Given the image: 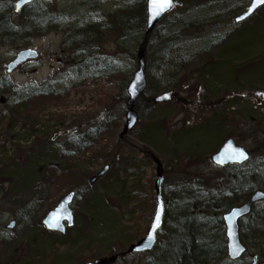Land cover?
Instances as JSON below:
<instances>
[{
	"label": "rangeland",
	"instance_id": "rangeland-1",
	"mask_svg": "<svg viewBox=\"0 0 264 264\" xmlns=\"http://www.w3.org/2000/svg\"><path fill=\"white\" fill-rule=\"evenodd\" d=\"M134 1H44L41 15L52 19L57 15L59 24L50 25L42 37L31 40L24 36L13 45L0 47V78L9 79L16 87L57 80L54 95L20 102L14 108H9L15 102L13 96H0V114L17 123L16 129H10L7 121L0 122V264H88L126 253L150 227L156 205V162L163 177L166 213L157 248L141 256L123 255L115 264H163L164 247L179 219L198 213L222 216L229 201L238 197L237 207L246 199V192L228 193L236 178L250 177L264 190L257 174L263 167L260 147L264 144V7L236 25L227 15L228 0H206L195 6H188L189 0H176L173 11L149 39L154 52L163 45L162 55L172 69L161 70L155 57H146V95L152 98L177 86L183 102L165 107L142 105L136 129L122 142L118 136L125 122L128 95L121 84L123 78L131 81L138 66L131 51L139 39L136 24L131 27V38L103 31L97 42V53L116 67L109 70L111 77L87 72L78 80L70 70L77 58L68 43V29L109 20ZM18 17L14 13L15 21ZM27 48L36 50L39 60L8 75L6 66ZM16 108L31 114L33 130L24 128L17 115L13 117ZM23 128L27 132L20 131ZM92 129L101 132H96L97 139H90L92 146L81 152L66 144L67 155L50 142L60 143ZM229 139L252 155L245 166L212 164L211 156ZM28 147L33 149L28 151ZM19 148L27 151L22 152V160ZM51 164L66 174L63 191L54 193L55 204H51L55 199L51 196L29 208L41 188L38 176L29 172ZM105 165L110 166L105 177L95 185L88 184ZM84 175L87 179L80 184ZM183 189H194L199 197L193 196L191 204L179 210L189 198L185 193V199L177 200ZM73 190H79L72 204L74 226L64 236L50 234L42 226L45 213ZM255 209H264V203ZM11 221H16V227L7 230ZM244 224L240 226L241 240L249 249L245 264L253 256L264 264V242L250 235L249 225ZM222 225L224 229L223 221Z\"/></svg>",
	"mask_w": 264,
	"mask_h": 264
},
{
	"label": "trees",
	"instance_id": "trees-1",
	"mask_svg": "<svg viewBox=\"0 0 264 264\" xmlns=\"http://www.w3.org/2000/svg\"><path fill=\"white\" fill-rule=\"evenodd\" d=\"M206 0H189L187 3L188 6H195L196 4L203 3ZM146 0H135L133 3H130L124 10L120 11L117 16H111V19H102L96 23L89 22L86 26L77 28L75 31H69L71 35L68 38V43L71 46V50L74 51V55L77 60H74L72 63V76L73 79L76 78H84V75L89 72L92 75L103 74L106 77H111L110 71H114L116 67L113 65H109L107 60L104 57L97 53V42L101 39L104 32L110 31L111 33H119L121 35V39L131 38V27L133 24H136V35L139 36V39L134 43V46L131 48L133 61L136 58L137 51L142 47V50L145 51V55L148 58L155 57L156 61L159 62V67L161 70L172 69L171 64H167L165 60V56H163V49L160 47H156V52L152 51L151 48V35L146 42H144V32H145V17H146V8H145ZM230 4V9L228 10V18L233 20L235 17L239 15V13L244 10L248 4L249 0H228ZM13 0H0V47L2 45H13L14 42L22 39L24 36L28 39L34 40V38L42 37L45 33L48 32L50 25L53 23L59 24L57 15L55 17H47L46 15L42 16L40 12L41 3H33L32 6L22 11L20 15H18L17 21L14 20L13 16ZM165 20V19H164ZM134 22V23H133ZM49 25V26H48ZM48 26V27H46ZM154 33V32H153ZM140 41L142 42L140 43ZM158 49V50H157ZM163 56V57H162ZM165 59V60H164ZM168 62V61H167ZM174 66V64H172ZM167 74V71H166ZM132 73H129V76ZM57 80L51 79L47 81L44 85L41 86H25V87H16L13 83L3 77L0 78V96L4 97V95H11L15 99L13 106L11 107L9 104V108H14V105L20 102H26L32 99H37L40 97H45L47 95H54V87L53 84L56 83ZM128 83L127 78H123L122 88L127 86ZM164 84V82H163ZM170 89H177V86H171ZM121 102H124V97L120 98ZM142 105L148 107H154L151 102V98H148L147 95L141 97L138 101V110L141 111ZM14 111L13 117L17 115L18 120L20 119V123H23L24 128L34 129V121L31 120V114L22 113L20 109H12ZM31 116V117H30ZM25 118V119H24ZM35 119V118H34ZM30 120V121H29ZM7 121L6 115L0 114V122ZM13 119L8 122V127L10 129H16V125L13 124ZM20 130L27 132L26 129ZM100 133V129H96L92 131L85 132L80 136L72 135L68 139L61 141L60 143L50 141L56 148L62 149L61 151L65 152V154H70L67 150L64 149L63 145H68L69 147H76V150L81 152L88 147L92 146V142L90 139L96 137V133ZM97 139V138H95ZM41 142V141H39ZM45 143V142H42ZM41 144V143H40ZM262 150L260 153L262 154L260 159L263 167L257 171V174L264 184V173L262 169L264 168V144L260 147ZM28 151L33 149L32 147L27 148ZM25 150V154L27 153L26 149H18L19 154ZM82 166V165H81ZM31 174H35L38 176L39 184L41 188L36 192L33 199L29 203V208H35L36 204L42 203L44 199H50L51 196H54L55 199L52 201V205L55 204L57 196L54 193H59L63 191L64 185L62 184L63 178L66 176L65 172L60 170L57 166H46L41 167L39 170H35L33 172H29ZM84 180L80 182V184L85 183L87 176L84 175ZM231 190L228 191L231 195H237L246 192L247 198L253 192L257 190L258 187L251 181L250 177L246 179H237L233 180L230 186ZM70 192V191H69ZM76 194L79 193V190H75ZM185 193L189 194V198L187 202L183 204L182 207H178V209H186L187 205H190V198H198L199 195L196 190H185L182 191V197L177 200L185 199ZM64 196V195H63ZM60 198V197H59ZM63 198V197H61ZM60 198V199H61ZM238 198V197H237ZM235 198L233 201H229L227 203L226 209H230L236 206L235 202L238 199ZM59 199V200H60ZM178 203V202H177ZM176 203V204H177ZM194 202L192 201V204ZM177 207V206H176ZM50 210V209H49ZM177 210V209H176ZM2 217V213H0V218ZM220 215H216V217H208L207 215L194 214L189 218L183 217L179 219V221L175 224V231L170 234L171 238L169 243L165 245L163 250V264H245L244 260H240L239 262H231L227 259L226 254V243L223 232V225ZM244 225L248 226L250 231V235L258 236L259 239L264 242V210L255 211L252 213L248 219L244 221ZM214 226V227H212ZM212 227V229H208Z\"/></svg>",
	"mask_w": 264,
	"mask_h": 264
},
{
	"label": "water",
	"instance_id": "water-1",
	"mask_svg": "<svg viewBox=\"0 0 264 264\" xmlns=\"http://www.w3.org/2000/svg\"><path fill=\"white\" fill-rule=\"evenodd\" d=\"M37 1H43V0H30V3H22V0H17L14 5V12L19 14L22 12V10L28 6H30L33 2ZM48 3L54 2V0H46ZM176 0H171L172 6L165 12H163L161 15L157 16L155 19L152 18V15L149 11L148 7V0L146 1V23H145V38H147L154 30V28L163 20V17L167 15L174 6ZM21 4V7L17 9V5ZM264 6V0H250L249 6L246 8L245 11L241 12L240 15L235 19V23L239 24L241 22L247 21L256 13L261 7ZM16 58L7 66V72L8 74H12L15 70L20 68L24 63L28 61H35L39 58L36 51L32 49H26L22 52H19L16 56ZM138 62L139 66L138 69L133 73V78L129 82L126 93L128 95V100L126 102V113H125V124L123 126V131L121 132L119 139L123 140L126 135L131 133L135 127L136 124L139 121L138 113L136 112V103L138 99L143 96V94L146 92L148 88L147 84V76L145 73L146 68V62H145V53L142 50H139L138 53ZM175 93L173 90L166 91L164 93H161L157 95L153 99L154 104H167L173 100ZM242 151L244 153V156L246 158H243L239 155V152ZM250 155L246 149H243L241 147H238L234 144L232 140H227L223 147L213 155V162L220 166H228V165H243L247 161H249ZM157 165L159 167V163L157 162ZM109 170V166H105L100 172H98L97 175H95L92 179H90L89 183L94 185L95 182H97L99 179L103 178L107 171ZM157 177L156 182L154 185V189L156 192V207L154 210V215L151 219V227L148 230L146 237L141 239L136 244L130 245V249L128 250V253L131 254H141L143 252H152L154 249V245L157 242V232L162 228V222L164 218V202L162 200L161 195V186L163 183V177L161 175V172L159 168L157 169ZM74 193H69L63 199L56 205V207L50 211L43 220V225L45 228L50 232H59L61 234H65V226L64 222H67L68 227L73 226L74 217L72 214V209L70 205L72 204L74 200ZM264 201V192L258 191L253 196H251L247 202L241 206H238L237 208L231 209L226 215L223 216V221L225 224V232H226V243H227V254L228 258L231 261H236L241 258L245 252L246 249L243 246L242 242H240V235H239V221L240 219L248 216L251 212V208L253 205L257 204L258 202ZM159 214V226L156 227L155 232L153 233V239L149 241L148 234L152 232L154 224L156 223V217ZM16 226V222H11L8 229H14ZM229 228L234 229V238L232 232L229 231ZM233 246H237L238 250L237 252H233ZM116 259L115 257L107 259H101L95 262L94 264H109L110 262H114ZM91 264V263H89ZM252 264H257V258H253Z\"/></svg>",
	"mask_w": 264,
	"mask_h": 264
},
{
	"label": "snow or ice",
	"instance_id": "snow-or-ice-1",
	"mask_svg": "<svg viewBox=\"0 0 264 264\" xmlns=\"http://www.w3.org/2000/svg\"><path fill=\"white\" fill-rule=\"evenodd\" d=\"M22 3H30V0H22ZM171 6H172L171 0H148L149 11H150L153 19H155L157 16L161 15L163 12L167 11ZM20 7H21V4H18L17 9H19ZM239 155L243 158H246L242 151L239 152ZM159 219H160V217L158 214L156 217V223L154 224L153 230H152V232H150L148 234L149 241H151L153 239V233L155 232L156 227L159 226ZM229 231L232 232L233 238H234V235H235L234 229L229 228ZM237 250H238V247L233 246L232 251L235 253V252H237Z\"/></svg>",
	"mask_w": 264,
	"mask_h": 264
}]
</instances>
